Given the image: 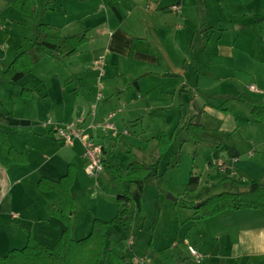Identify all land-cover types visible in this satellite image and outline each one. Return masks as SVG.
I'll list each match as a JSON object with an SVG mask.
<instances>
[{
	"label": "crops",
	"instance_id": "obj_1",
	"mask_svg": "<svg viewBox=\"0 0 264 264\" xmlns=\"http://www.w3.org/2000/svg\"><path fill=\"white\" fill-rule=\"evenodd\" d=\"M9 1L0 0L4 6L0 9V62L6 60L7 64L0 69V76L20 52L30 48L37 25L59 27L63 38L85 33L88 41L71 58L41 59L24 72L17 84H12L13 91L5 94L9 107L0 109V129L27 163L12 164L0 146V256L23 248L27 233L52 248L64 231V224L52 216V211L59 208L58 198L55 193L37 188L40 179L58 180L70 165L75 167L71 188L75 201L71 223L74 240L86 238L94 220L111 221L117 214L116 196L134 189L129 182L114 186L105 171L94 176L86 172L82 143L75 141L66 146L53 131L76 119L83 120L84 135L103 147V160L125 171L130 158L117 155L121 146L149 166L150 172L155 168L149 176L158 178L160 161L177 142L178 132H184L185 119L194 114L196 104L197 111H204L201 124L209 135L221 141L219 148L196 146L206 152L208 179L217 173L212 177H218L215 181L228 177L264 182V124L253 121L252 106L239 101L246 94L264 102V89L235 76L249 74L243 66L251 59L246 47L235 41L231 47L218 45L215 53L234 70L225 79L236 83V91L220 94L221 105H213L217 97L212 94L201 99L203 91L221 87L225 79L207 74L204 84L202 74L192 73L190 54L194 51L196 25L184 7L198 5L197 0H35L32 17L14 10ZM174 5L179 11L172 10ZM26 30L34 35H23ZM60 64L62 68L57 69ZM23 89L31 90L32 95L23 98ZM111 113H116L111 122L116 135L98 127ZM129 123L140 126L141 132L131 135L126 127ZM144 126L150 134L143 130ZM162 134H174V143L159 156L158 139ZM130 138L139 146L137 149ZM180 140L181 144L189 142L187 137ZM150 152H157L158 158ZM202 181L203 177H198L192 204L207 198L200 195V188L205 187ZM222 184L227 186L226 193L235 191ZM130 218L129 227L108 229L99 264H114L111 254L123 256L125 264H145L147 255L135 253L132 239L127 243L130 251L126 255L118 250L120 244L115 238L120 232L133 231L137 223L142 225L134 211ZM185 243L196 248L201 264H264V208L225 211L192 222L183 241L172 242L174 250L161 264H188Z\"/></svg>",
	"mask_w": 264,
	"mask_h": 264
},
{
	"label": "rangeland",
	"instance_id": "obj_2",
	"mask_svg": "<svg viewBox=\"0 0 264 264\" xmlns=\"http://www.w3.org/2000/svg\"><path fill=\"white\" fill-rule=\"evenodd\" d=\"M185 1L183 0L184 3ZM195 3L198 5H187L184 7L189 12L192 24L196 25L194 29L196 33L193 40L194 51L190 54L194 69L192 73L195 75L196 73L202 74L204 79L207 74L216 78L221 77L222 80L229 78V73L234 70H230L224 60L217 58L215 49L218 45L231 47L233 42L236 41L239 45L246 47L251 59L246 60L243 66L249 74L243 77L241 74L238 75L236 73L235 76L244 78L248 85L256 87L259 85V89H264V0H197ZM3 7L2 2H0V9H3ZM23 35L32 37L34 34H31L30 30H26ZM5 61L0 62V69L7 65ZM59 66L57 69L62 68L61 64ZM49 68L52 72L54 71L52 66ZM226 71H228L227 74H225ZM205 82L206 79L204 84H206ZM235 85L234 81L225 79L221 82V87L214 88L211 91H203L201 99H206L207 95L212 94L217 97L212 102L213 105H221L223 102L220 103L218 101L219 95L236 91L234 90ZM13 88L11 83H8L0 76V109L4 106L9 107L4 97L6 92L13 91ZM225 107L223 106V108ZM194 108L196 109L194 111L195 114L198 106L194 104ZM112 120L111 122L113 123ZM132 124L134 123L126 124L130 134H139L141 132L140 126H133ZM143 130L150 134L146 126H144ZM177 138V142H173L174 144L171 145L167 155L160 161V165L157 168V174L160 176L158 178L149 176L146 181L142 199L146 222L142 225L137 223L133 231H122L119 234L120 236L115 238L116 241L119 240L118 250L125 255L126 252L130 251L127 243L132 239L135 253L138 256H149V258L145 256V264L165 263V260L169 259V255L174 250L171 247L172 242L174 240L182 242L185 238L187 227L194 222L192 220L194 211L190 205L197 207L199 203H191L194 202L192 195L195 192L193 194H185V187L191 171L196 176L203 177L202 184L205 187L200 188L201 197L205 196L208 198L228 191L225 189L227 186L221 183L223 179H220V182V180L215 181L218 177L212 178L217 173L211 174L210 179H208L210 174H208L209 171H206V152L200 151L190 141L181 144L179 142L181 141L180 139L186 138L184 132L182 134L178 132ZM130 140H132L131 144L134 149H137L139 146L134 143L133 139L130 138ZM127 150L120 146L117 148L116 153L117 155L120 154L121 157L129 158L126 153ZM150 153L152 156H156V159L158 158L157 152ZM167 163H170L168 167L166 166ZM151 170L152 172L150 173H155L156 169L152 168ZM206 181H209V184L206 185ZM181 244L179 248L183 250L184 248ZM153 253H155L154 256L156 258L154 256L151 257ZM188 258H190L189 255ZM190 260H187L188 264H192Z\"/></svg>",
	"mask_w": 264,
	"mask_h": 264
},
{
	"label": "trees",
	"instance_id": "obj_3",
	"mask_svg": "<svg viewBox=\"0 0 264 264\" xmlns=\"http://www.w3.org/2000/svg\"><path fill=\"white\" fill-rule=\"evenodd\" d=\"M9 5L17 12L32 17L36 12L35 0H10ZM85 33L68 38L61 37L59 27L40 24L35 28V39L28 50L20 52L4 69L2 78L11 84H17L24 76V72L36 65L41 59L71 58L77 55L87 43ZM32 95L31 90H21L25 99ZM45 98H40L43 101ZM239 101L252 106L250 116L253 121L264 124V102H258L246 94H242ZM204 114L202 109L185 119L182 130L194 145H206L215 148L221 146V141L208 134L201 124ZM174 134L167 137L161 135L158 139V154L163 156L171 143ZM0 146L7 151L12 164L25 165L27 163L23 154L15 151L6 134L0 129ZM126 147V146H125ZM130 162L125 171L113 162L102 161L103 171L108 175L114 186L129 182L134 189L116 196V216L109 222L94 220L89 235L81 240L72 237V215L75 210V201L71 188L75 180V167L70 165L66 174L58 180L40 179L37 188L42 192L55 193L59 208L52 211V216L61 221L65 229L52 248L39 243L34 236L27 233L26 243L21 249L9 251L0 256V264H99L104 249L106 233L109 228L117 226L127 228L131 225L130 214L134 211L139 216V223L145 222V211L142 204L144 187L149 178L150 167L136 160L131 150L126 152ZM222 183L233 187V193H220L213 195L199 203L198 207L190 205L193 209L192 220L203 221L225 211L261 210L264 208V182H245L238 178H224ZM198 187V177L193 171L189 173L186 184V193L193 194ZM114 264H125L124 257L111 254Z\"/></svg>",
	"mask_w": 264,
	"mask_h": 264
},
{
	"label": "built area",
	"instance_id": "obj_4",
	"mask_svg": "<svg viewBox=\"0 0 264 264\" xmlns=\"http://www.w3.org/2000/svg\"><path fill=\"white\" fill-rule=\"evenodd\" d=\"M171 8L172 10L179 11V7L176 5ZM249 89L256 92L254 86H250ZM115 115L116 113L109 114L102 123L98 124V127L104 132L110 131L113 135H116V129L111 123ZM82 124V119H76L66 125L54 127L53 131L66 146H72L75 141H80L82 143L84 147L83 158L86 161L85 170L89 175L94 176L103 171V147L101 144L84 135L83 129L81 128ZM219 167H222V165H219ZM185 245L191 261L194 264H201L202 257L197 252L196 248L189 243H185Z\"/></svg>",
	"mask_w": 264,
	"mask_h": 264
},
{
	"label": "water",
	"instance_id": "obj_5",
	"mask_svg": "<svg viewBox=\"0 0 264 264\" xmlns=\"http://www.w3.org/2000/svg\"><path fill=\"white\" fill-rule=\"evenodd\" d=\"M170 199H172L171 197H169ZM199 205H197V207H198Z\"/></svg>",
	"mask_w": 264,
	"mask_h": 264
}]
</instances>
